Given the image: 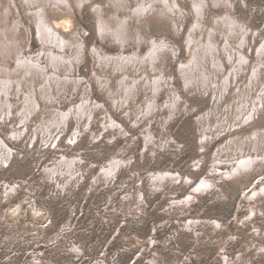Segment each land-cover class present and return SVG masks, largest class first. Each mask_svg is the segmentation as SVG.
Listing matches in <instances>:
<instances>
[{
	"label": "rangeland",
	"instance_id": "374dc122",
	"mask_svg": "<svg viewBox=\"0 0 264 264\" xmlns=\"http://www.w3.org/2000/svg\"><path fill=\"white\" fill-rule=\"evenodd\" d=\"M14 1L18 5L12 6V15L22 22L20 41L27 53H36L40 42L33 20L24 3ZM69 1L72 24L66 34L71 27L80 30L86 45L85 59L74 72L89 78L94 76L92 44L118 51L108 37L102 40L95 31V9L112 19L115 8L109 0ZM230 1V12L257 28L258 33L248 39L256 51L263 43L264 0ZM177 2L176 10L185 15L182 28L187 30L193 22L191 1ZM208 3L205 23L210 27L214 16L224 15L225 9L215 7L212 0ZM135 4L136 0H129L131 11ZM164 4L160 6L165 8ZM46 9L51 16L56 6L50 1ZM117 13L124 16L127 10ZM65 18L62 15L57 20ZM134 21L130 20V26H140L145 35L151 33L179 47L177 58H165L158 64L172 77L173 86L182 89H178L183 95L180 108L172 115L165 105L159 110L149 108L147 102L154 98L143 89L136 90L130 104L115 105L93 80L91 96L105 102L108 111H95L81 126L82 133L74 131L83 120L77 124L70 119L60 136L45 141L35 127L44 116L52 115L40 95V106L25 124L18 119V105L10 114L5 108L0 110L6 113V121L0 119L1 136L13 125L25 127L20 139L8 133L13 155L7 163L0 162V264H264V152L255 170L243 168L241 174L226 175L243 152L238 147L240 138L263 128L264 108L237 125V89L229 93L235 81L217 103L214 95L189 92L175 65L179 56L188 57L183 30L175 33L158 17H150L146 27ZM246 48L250 58L256 55ZM148 50L147 45L141 46L143 54ZM112 80L113 85L119 82L115 77ZM163 87L155 103L165 102L171 92V86ZM79 92L69 86L56 108L68 111L78 105ZM255 94L254 89L245 98ZM211 108L215 111L211 125L204 127L200 114ZM243 148V153L255 157L250 145ZM204 178L210 186L196 188Z\"/></svg>",
	"mask_w": 264,
	"mask_h": 264
},
{
	"label": "bare ground",
	"instance_id": "6f19581e",
	"mask_svg": "<svg viewBox=\"0 0 264 264\" xmlns=\"http://www.w3.org/2000/svg\"><path fill=\"white\" fill-rule=\"evenodd\" d=\"M50 1L56 6V10L52 11L53 15L51 16L46 9L47 3ZM76 1L80 4L85 0ZM109 1L115 8L114 15H112V19L115 18L114 22L111 18L107 19L102 16L100 8L95 9L97 14L95 31L102 40L108 37L110 45L113 44L118 51L108 52L103 50L104 48L100 45L92 44L89 53L94 61L92 69L94 76L83 78L81 74L77 75L74 71L77 69V65L85 59V42L80 37V30L75 31V28L71 27L66 34L67 28L72 24L70 15L72 6H70L69 0H21V5L23 2V7H26V11L33 20L34 33L37 41L40 42L38 52L32 54L25 51L24 45L20 41L19 25L22 22L12 15V6L16 8L18 4L14 0H0V110L5 108L10 114L13 113V108L18 105V119L22 124H25L28 116H31L40 106L38 101V95H40L44 102L49 104L48 114L52 115L48 119L44 116L39 125L35 127V130L40 129V133H43L42 141H45L47 137L51 139L60 136L70 119L75 120L77 124L83 120V123L77 125L79 127L76 126L75 134L81 132V126L90 120L95 111H108V105L105 102L93 100L91 96L93 92L91 81L93 80L97 86L101 87V92L107 99L115 105H123L125 102L130 104L129 99H134L133 95L136 90L143 89L146 92H151L154 98L153 101L149 98L147 102L149 108L159 110L165 105L169 114L172 115L181 106L180 102L183 100V95L179 91L181 88L178 90L173 86L172 77L167 76L164 72L165 67L158 64V62L162 63L165 58H169V60L173 57L177 58L179 47L170 41L167 42L168 39H159L151 33L145 35L142 31L140 32V26L134 24L130 26V20H136L137 23L139 22L138 24H141V27H146L150 17H158L162 21L161 24L164 22L170 24L172 31L179 34L183 30L182 21L185 15L176 10L177 0H150L148 3L136 0L137 4L135 5L137 6L132 11L129 0ZM154 1L160 3L161 6L165 3V8L160 5L155 7ZM190 1L193 9V22L187 30L185 29L181 33L188 50V57L183 60L179 56L177 59L175 65H178V76L182 79L183 85L190 90L189 92L195 91L200 95L209 94L210 97L214 95V103L223 99L228 86L232 87L235 81L234 88H231L229 93L235 92L237 89V93H235L237 96L236 108L237 116L240 118L237 125L243 121L248 122L264 108V36L261 39L262 45L258 46L256 51L255 48L253 50L251 41L248 39H251V35L258 33V30L241 22L230 12L232 6L230 0H212L215 7L224 8L225 12L224 15L214 16L213 24L210 27L205 23L206 5L209 6L208 0ZM120 9L127 10V13L124 16H119L117 12ZM62 15L66 18L62 21L57 20L58 16ZM143 44L149 48L147 53H144L145 55L141 51ZM113 46L111 47L113 48ZM246 46L256 54L251 57L252 59L247 54ZM128 47L131 48L129 52L126 50ZM244 75L247 77L245 82L239 83L243 80ZM113 77L119 81L115 85L112 84ZM84 79L86 80L84 81ZM164 84L171 86V88L169 87L171 92L167 93L165 102L155 103L154 100ZM69 86L72 90L79 88V94H82L79 104L70 106L68 111L56 108L57 103H60V97L65 94ZM254 89L256 90L255 96H250V99L245 98L249 97L248 94ZM56 94L59 96L56 97ZM12 97L18 98L16 102ZM22 97L23 101L21 102ZM213 114L215 111L212 108L200 114L199 121L202 119L200 123L204 127L207 123L211 125L210 117ZM5 116L6 113L2 111L0 119L3 118L2 120L6 121ZM24 128V125L18 128L13 125L12 130H9L11 137L20 139ZM9 132L5 134V137L0 135V162L2 163H7L8 158L13 155V149L8 145V139H11L8 136ZM244 138L241 137L239 140V149L244 152L243 145H250L256 155L254 157L253 154L246 155L241 152L239 158L237 157V164L227 171L226 175L228 176L241 174L243 168L255 170L261 163V155L264 152V126L263 128H254ZM205 178L196 188L208 183ZM233 179L236 180V178ZM195 191L197 190L195 189ZM191 199L192 197L189 201ZM34 205H32L33 208Z\"/></svg>",
	"mask_w": 264,
	"mask_h": 264
}]
</instances>
